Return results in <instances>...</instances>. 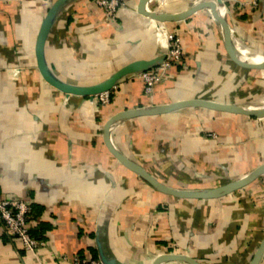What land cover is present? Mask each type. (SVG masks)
I'll use <instances>...</instances> for the list:
<instances>
[{
    "label": "crops",
    "instance_id": "0c3cea01",
    "mask_svg": "<svg viewBox=\"0 0 264 264\" xmlns=\"http://www.w3.org/2000/svg\"><path fill=\"white\" fill-rule=\"evenodd\" d=\"M122 1L115 18L95 0L59 8L45 46L52 73L79 85L101 82L133 61L156 57L167 47V31L180 35L187 68L157 81L152 95L140 78L128 76L101 105L67 97L43 78L36 45L48 3L0 0V198L30 202L34 230L47 242L35 255L0 222V264H70L60 255L91 256L99 230L120 264H153L163 253L188 254L201 264H249L263 239L264 181L218 199L165 195L111 154L104 126L125 109L196 97L264 107V66L244 68L229 57L223 28L208 8L159 23L138 13L139 0ZM199 1L217 2L150 0L148 7L181 13ZM221 1L239 54L264 57V4ZM112 138L163 182L189 189L229 183L264 163V117L187 108L118 123Z\"/></svg>",
    "mask_w": 264,
    "mask_h": 264
},
{
    "label": "water",
    "instance_id": "95a60500",
    "mask_svg": "<svg viewBox=\"0 0 264 264\" xmlns=\"http://www.w3.org/2000/svg\"><path fill=\"white\" fill-rule=\"evenodd\" d=\"M51 5L49 11L43 20L42 26L39 31L37 45H36V56L38 68L43 76V78L53 87L59 89L66 94L67 97L70 96H82L89 97L90 99H95L97 95L104 92L112 91L114 88L118 87L120 82L128 76L138 75L144 71H147L153 67L160 65L166 58L165 51H160L159 54L152 59H141L133 61L107 79L90 84V85H79L64 81L56 77L45 57V46L49 31L51 29L53 20L59 10V8L68 0H48ZM150 0H139L138 3V13L147 16L159 23L166 22H178L185 20L192 16L197 11L208 8L212 16L221 24L224 33V45L229 57L238 65L244 68H254L264 66V57L261 62L250 61L242 57L233 45L231 36V27L229 25L226 17L219 11V6L223 3L221 0L217 2L199 1L198 3L192 5L189 9L181 13H165L160 11H152L148 7ZM187 108H202L222 113L245 115L249 117H264V107H255L240 103H230L222 102L207 98H189L178 101H173L165 104H157L149 107H138L129 108L115 113L112 117L108 119L104 126V141L111 152V154L127 169L137 174L141 179L148 183L155 190L163 193L165 195L175 197L178 199H218L225 197L239 189L249 186L251 183L256 181L259 177L264 175V163L257 166L253 171L247 175L233 180L229 183L213 187V188H203V189H189V188H178L169 185L155 175H153L148 169L137 161L128 157L123 153L113 142L112 130L114 126L118 123L140 118V117H150L164 115L178 110H183ZM96 249L98 252V258L104 264H120L117 259L109 255L105 249L103 241L101 239V231L97 232L96 237ZM264 257V237L261 240L256 252L254 253L249 264H260ZM171 261L183 262L186 264H201L196 258L182 253H163L159 255L153 264H164Z\"/></svg>",
    "mask_w": 264,
    "mask_h": 264
},
{
    "label": "built area",
    "instance_id": "2783aa9c",
    "mask_svg": "<svg viewBox=\"0 0 264 264\" xmlns=\"http://www.w3.org/2000/svg\"><path fill=\"white\" fill-rule=\"evenodd\" d=\"M44 1L50 7L51 3L48 0ZM95 1L112 18H115L119 9L124 7L119 5V0ZM261 3L264 4V0H248V4L253 6ZM167 38L168 44L164 50L166 53L165 60L160 65L136 75V77L143 81L144 92L147 95H152L155 83L169 76L174 68H187L185 62L186 48L180 35L176 32L167 31ZM115 89L117 87L112 91L97 95L95 98L101 105H108L112 100ZM209 136L215 135L209 133ZM0 222L3 223L8 236L14 241L21 243L23 248L28 252L37 255L40 249L47 244L45 239L36 238L32 235L35 224L33 206L24 199L17 197L0 198ZM59 259L70 264H104L99 258H93L82 253H74L70 256L60 255Z\"/></svg>",
    "mask_w": 264,
    "mask_h": 264
},
{
    "label": "trees",
    "instance_id": "16d2710c",
    "mask_svg": "<svg viewBox=\"0 0 264 264\" xmlns=\"http://www.w3.org/2000/svg\"><path fill=\"white\" fill-rule=\"evenodd\" d=\"M257 181H260V182H262V181H264V175H262L261 177H259L256 181H254L253 183H251L248 187H245V188H242V189H239V190H237V191H235V192H233L232 194H240V193H242V194H244V193H246V191L252 186V185H254V183H256ZM167 183H169V181H166ZM169 184H172L173 186H175V187H178V188H187L188 186L186 185H176V184H174V183H169ZM190 187V186H189ZM33 206V205H32ZM34 207V206H33ZM34 211V210H33ZM33 218L35 219L36 218V215L34 214V212H33ZM44 226V225H43ZM50 229L51 228V226H49V225H46L45 227H43V230H45V229ZM32 235L34 236V237H36V238H40V239H45V236L43 235V231H36V230H32ZM264 237V230H263V232H262V237H261V239ZM258 244H260V243H258ZM79 253H82V254H84L82 251H80ZM91 253H92V255H91V257H93V258H98V253H97V251H96V249H92L91 250Z\"/></svg>",
    "mask_w": 264,
    "mask_h": 264
},
{
    "label": "rangeland",
    "instance_id": "374dc122",
    "mask_svg": "<svg viewBox=\"0 0 264 264\" xmlns=\"http://www.w3.org/2000/svg\"><path fill=\"white\" fill-rule=\"evenodd\" d=\"M119 5L122 7V6H125L126 5V3H125V1H122V0H119ZM115 93V92H114ZM113 98V97H112ZM203 131V133H211V132H208L207 130H202ZM214 132V131H213ZM212 132V134L214 135V133Z\"/></svg>",
    "mask_w": 264,
    "mask_h": 264
},
{
    "label": "bare ground",
    "instance_id": "6f19581e",
    "mask_svg": "<svg viewBox=\"0 0 264 264\" xmlns=\"http://www.w3.org/2000/svg\"><path fill=\"white\" fill-rule=\"evenodd\" d=\"M263 60V57H258L255 59H250V61H254V62H261Z\"/></svg>",
    "mask_w": 264,
    "mask_h": 264
}]
</instances>
